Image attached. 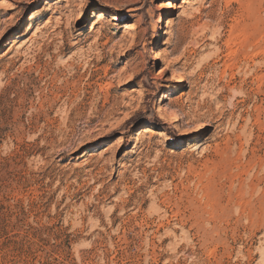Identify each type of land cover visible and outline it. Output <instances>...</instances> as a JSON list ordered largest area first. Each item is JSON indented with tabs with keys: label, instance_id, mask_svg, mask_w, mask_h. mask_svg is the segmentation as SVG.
<instances>
[{
	"label": "rangeland",
	"instance_id": "1",
	"mask_svg": "<svg viewBox=\"0 0 264 264\" xmlns=\"http://www.w3.org/2000/svg\"><path fill=\"white\" fill-rule=\"evenodd\" d=\"M0 264H264V0H0Z\"/></svg>",
	"mask_w": 264,
	"mask_h": 264
},
{
	"label": "bare ground",
	"instance_id": "2",
	"mask_svg": "<svg viewBox=\"0 0 264 264\" xmlns=\"http://www.w3.org/2000/svg\"><path fill=\"white\" fill-rule=\"evenodd\" d=\"M96 16L98 17L99 20H103L105 15L102 13H97Z\"/></svg>",
	"mask_w": 264,
	"mask_h": 264
}]
</instances>
